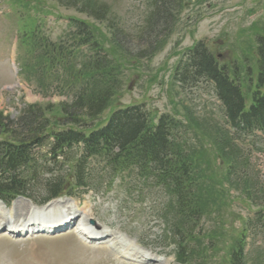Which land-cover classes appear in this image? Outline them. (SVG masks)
<instances>
[{
  "label": "rangeland",
  "instance_id": "rangeland-1",
  "mask_svg": "<svg viewBox=\"0 0 264 264\" xmlns=\"http://www.w3.org/2000/svg\"><path fill=\"white\" fill-rule=\"evenodd\" d=\"M36 1L52 7V13H55L54 16H49L43 25L38 24L39 16L32 12ZM67 1H69L67 4L74 2L80 7L85 3L84 0H0V111L5 116L10 118L17 116L18 112L26 105L38 102L48 103L47 101H49L53 106H56L64 101L63 98L55 96L43 99L38 95L37 85L34 86V79L30 71L32 64L22 66L17 74V68L15 69L12 65L14 50L12 42L16 26L22 32L32 26L34 35L38 31H44L57 43L61 38L64 39L69 27L67 23L62 22V18L70 16L83 18L72 7H65ZM94 1L109 7V18L115 21L118 31L116 37H113L104 23L94 22L87 18L98 30L95 31L98 42H106L104 50H107L109 54L106 57L107 61L120 65V69L113 70L118 81L117 85H119V88L115 90L118 92V99L115 101L116 103L114 102L113 109L128 104H142L154 118L164 113H171L173 110L180 113L181 109L190 112L192 110L195 113L193 117L195 122H198V127L203 121L212 124L211 119H222L216 102H213V96L209 93L200 94L201 90L195 91L193 95L180 93L181 90L175 88L172 81L175 67L183 59V55L193 44L202 40L207 41L212 53L222 55L219 59L220 65L236 58L242 74L250 73L248 76L241 77L244 78L242 83L246 96L250 97L248 95L255 86L252 83V78L257 74L255 63L258 39L264 36V0H184L180 21L177 20L172 34L169 33L167 36H164L166 34L163 30L164 27L162 24H158L157 19L153 20L151 30L150 28L146 30V27L141 30L148 0ZM10 7L13 8L16 15L21 14L19 23L13 14L5 16ZM202 17H204L203 20ZM29 18L36 23L29 21ZM157 35L159 37L153 38ZM64 41L68 42L66 39ZM109 42L117 46V51L115 48L114 50L109 49ZM30 47L28 45L26 48L19 46L22 53H25L26 50L31 52ZM38 47L35 46L37 49ZM150 51L154 52L153 56L136 59L140 53L145 54ZM31 60L39 61L37 64L35 62V65L36 72L39 70L40 74L44 73L42 70L44 66L50 65L48 63L50 58L42 54L39 55V53L34 55ZM72 74L74 72L69 73L65 78L70 80ZM43 85H46V81L43 82ZM55 110L58 111L57 108ZM106 112L108 113L109 109L98 119L99 121L104 120ZM54 117L60 120L61 116L54 115ZM107 118L108 115L105 119ZM207 131L209 132V130ZM255 149L254 154L252 153V156L248 157L246 168L247 170L255 168L252 172L253 176L258 179L255 182L264 187V144L256 142ZM44 152L45 148H42L41 153ZM213 153L215 152L213 151ZM210 159L212 158L210 157ZM205 164V170L215 167L222 169L223 173L225 171L213 159L209 165ZM205 170L204 173L208 174L209 172H205ZM104 187L105 184H100V189L92 190L88 194L89 201L84 200V203L90 205V220L102 228H109L127 235L128 242L134 243L136 240L142 248L165 259L164 263L161 261L157 263L155 259L150 260L156 262L151 264H177L174 261L173 244L169 242L170 240H166V237L164 238L165 228L159 220L158 213L163 202L161 195L157 191H143L139 197L140 202H138L136 194L126 193L119 186L118 181H114L107 191ZM224 189L226 192L222 190L216 191L214 194H207L216 202L212 207H204L203 216L199 222L202 232L200 237L198 234L194 235L190 242L191 250L194 252V255L190 257V262L193 264H224L233 249V239L242 230L241 222L255 210L249 204L241 206L242 202H249L244 199V195L232 192L227 186ZM124 193L128 198L131 195L132 198L129 202H126ZM40 195L41 191L38 190L32 197L38 199ZM256 197L258 200L264 201V193ZM91 199L92 202H90ZM62 200L69 201L66 199L60 201ZM18 202L26 203L22 200H18ZM24 204L25 211L26 205ZM14 206V216H16L21 209L19 205ZM24 211H22L23 214ZM115 232H113L114 235ZM108 237H112V235H108ZM162 238L166 240L165 243ZM237 246L238 243L235 242L234 247ZM208 252L211 255H208ZM0 264L129 263L117 259L115 254L105 248H86L80 244L74 233L67 232L53 238L39 237L31 240L0 238Z\"/></svg>",
  "mask_w": 264,
  "mask_h": 264
},
{
  "label": "trees",
  "instance_id": "trees-1",
  "mask_svg": "<svg viewBox=\"0 0 264 264\" xmlns=\"http://www.w3.org/2000/svg\"><path fill=\"white\" fill-rule=\"evenodd\" d=\"M84 1L81 7L74 2L67 4L69 2L67 1L65 7H72L78 14L94 22L104 23L110 34L116 37L118 31L115 21L109 18V7L94 0ZM183 2L184 0H152L148 6L149 10L144 14L141 30L145 27L146 30L149 28L151 30L153 20L157 19L158 24L164 27L163 30L166 33L164 36L172 34L177 20L180 21L179 17L184 8ZM37 5H40L38 10L45 14L52 12V7L40 1ZM156 15H158L157 18ZM88 19L86 21L75 16L67 17L70 26L69 34H71L68 42L56 44L42 40L41 54L50 58L48 61L50 65L42 69L44 75L38 70L32 77L38 91L44 90L47 93L52 90L63 95H67L66 92H68L70 98L56 106L39 102L26 105L13 118L5 116L0 111V195L26 194L28 184L31 182L29 180L40 173L34 164L35 157L30 153V147L35 144L34 140L37 137L46 132L54 138L50 150L53 159L58 154L62 160L65 159L64 155L73 146L82 143L84 152L108 158V163L114 172L128 168L134 160L143 165L142 169H146L151 164L150 168L162 172L157 178L167 186L171 194L176 195L179 210V212L176 211L177 215L183 218L190 228L196 227L201 210L203 211L206 206L212 207L216 200L207 196L208 193L214 194L208 187L203 190L206 197L193 191L194 197L190 201L187 199L189 192L185 189L186 175L188 174L189 177L194 165L201 163L200 158L206 154L199 142L190 147L191 155L186 154L185 147L179 143V138H182L183 143L182 136H185V133L181 132L179 135L182 126L174 120L168 116H161L157 125L154 126L151 117L143 109L133 107L112 114L106 126L92 132L89 138H84L72 127L61 133L53 131V128L58 126L82 128L81 123L95 121L118 99V92L115 90L119 88V85L113 70L120 69V65L107 61L106 57L109 54L107 50H104L106 42H98L95 32L98 30ZM157 37L159 36L153 38ZM100 39L102 40V37ZM258 44L255 63L258 65V75L252 104L247 110L238 83L240 74L242 75L243 72L239 66H233L231 70L228 67L219 68L214 56L208 52L203 43H197L188 53L185 62L177 66L173 80L175 84L180 85V88L188 89H195L201 79L211 83L221 103L225 124H218L211 119L212 124L203 121L198 127L192 110L190 112L183 109L185 112L183 116L186 122L194 126V130L210 143L222 165H225L226 170L220 181L225 182L231 190L244 195L255 206L264 207V202L256 197L264 193V187L256 183L255 177L245 170L247 159L243 154L244 150L239 146L246 134L255 130L264 131V36L258 39ZM116 47L109 42V49L116 50ZM153 53V51L140 53L136 59L151 57ZM71 72L74 74L71 75L70 80L65 78ZM248 74L247 72L246 76ZM44 81L46 85H43ZM56 108L58 111L55 110ZM54 115L61 116L62 123L53 122L50 118L58 119ZM196 138L197 135L195 140ZM37 144L40 143L37 142ZM196 152L198 157H195ZM167 158L169 159L166 160ZM28 168L30 175L25 172ZM77 175V182L83 183L84 177H81L84 176L83 169L78 170ZM41 187L46 190L48 197H54L63 191L62 179L55 176L44 179ZM263 217L259 212L246 223L251 227V220L259 223L258 219ZM174 219L169 221V227ZM171 228L175 234L174 238L177 236L183 239L177 232L180 230L184 233L180 223L173 224ZM186 235V240L178 243L177 246L179 250L177 259L182 264L189 262V259L186 260L190 250L187 240L192 233L188 232ZM242 250L243 246L232 249L228 264H245Z\"/></svg>",
  "mask_w": 264,
  "mask_h": 264
},
{
  "label": "bare ground",
  "instance_id": "bare-ground-1",
  "mask_svg": "<svg viewBox=\"0 0 264 264\" xmlns=\"http://www.w3.org/2000/svg\"><path fill=\"white\" fill-rule=\"evenodd\" d=\"M25 202V201H23ZM15 205H19L21 211L19 212V214L17 213L16 216H11L7 218V214L3 213V205L0 203V225L1 223H7L8 222H12L13 220L17 221L19 218L26 217L27 221H30V223H34L35 221H39L41 219H44L46 221H48L49 225H59L62 222L65 223L66 220H75V218L78 217V215L75 213V211H73L70 207H71V203L69 201H55L52 204H49L45 207H43L42 209H36L33 208L32 205L28 204L27 202L25 203V211H24V206L23 203L20 204V202L16 201ZM68 206V207H67ZM58 209H64V213H62L61 210H59V213H62L61 215H54V211L58 210ZM67 209V211L65 210ZM22 211H24V214L22 213ZM79 211V217L78 219H76L78 226L76 229L77 235L79 237V239L81 240H86L87 238L91 237L92 233L91 231H89V227L87 226L86 223L83 222L89 220V213H86L85 209H81L78 210ZM25 218V219H26ZM55 218V219H54ZM54 219V220H52ZM52 220V221H51ZM72 220V222H73ZM20 220H18L16 223H18ZM23 221V220H21ZM26 222V221H25ZM72 225L71 222L69 224H67V226ZM107 229H105L104 231H100L103 234L106 235H112L113 238L115 239V243L117 242V248L121 250V253H123V257L124 258H128L131 260H154L153 258L150 259L151 257H149L148 253H146L144 250H140L139 247L136 246V243L133 241L132 242H128V238L126 236L120 235V234H115L111 231H106ZM84 238V239H83Z\"/></svg>",
  "mask_w": 264,
  "mask_h": 264
}]
</instances>
